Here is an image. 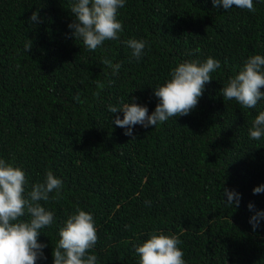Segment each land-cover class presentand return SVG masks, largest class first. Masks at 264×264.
Returning <instances> with one entry per match:
<instances>
[{
    "label": "trees",
    "instance_id": "16d2710c",
    "mask_svg": "<svg viewBox=\"0 0 264 264\" xmlns=\"http://www.w3.org/2000/svg\"><path fill=\"white\" fill-rule=\"evenodd\" d=\"M72 3L0 0V158L25 172V196L48 170L63 182L58 201L40 202L55 222L41 230L48 246L36 264H53L77 207L93 216L96 264H138L135 246L154 233L179 237L185 264H264V219L255 231L249 223L264 211V193L253 195L264 185V137L249 136L264 99L246 109L221 91L250 57L264 56V0H253L254 13L211 0H125L120 39L94 52L72 36ZM130 39L147 41L139 61ZM209 57L221 67L189 115L136 125L135 140L111 122L123 112L109 105L135 102L151 115L153 89L171 70ZM224 188L240 194L238 208L224 204Z\"/></svg>",
    "mask_w": 264,
    "mask_h": 264
},
{
    "label": "clouds",
    "instance_id": "9594fccd",
    "mask_svg": "<svg viewBox=\"0 0 264 264\" xmlns=\"http://www.w3.org/2000/svg\"><path fill=\"white\" fill-rule=\"evenodd\" d=\"M211 3L214 8L222 7L225 10L235 6L250 13L256 11L253 0H211ZM124 6L125 0H73L70 12L74 20L68 25L73 30L72 36L75 40H81L84 47L92 52L105 41L119 40L123 25L117 20V12ZM37 18L38 12H33L30 21H37ZM125 43L132 50V57L139 61L147 41L130 39ZM31 47L29 40L25 45V52H29ZM101 63L113 69V74L121 67L119 63L113 65L107 57ZM220 67V62L211 57L203 63H180L171 70L170 80L153 89L159 102L151 115L148 114L147 107L135 102L124 103L121 107L109 105L108 111L111 114L123 112V119L116 115L111 122L126 129L124 135L135 140L133 128L136 125L145 129L155 128L169 118L189 115L197 107L205 85L212 81L210 74ZM261 89H264V56L254 55L234 78L229 79L221 91L224 101L234 100L243 108L252 109L258 101L264 99V91ZM74 99L79 101V94ZM249 136L254 141L264 137V112H260L254 119ZM26 184L28 180L25 172L0 158V264H36L37 260L46 259L43 250L48 245L38 243V237L42 229L53 226L55 214L40 202L58 201L63 182L48 170L44 181L32 184L27 196ZM52 193L55 195L50 196ZM260 193H264V185L253 189V195ZM223 195L227 196V201H224L226 206L239 207V193L224 188ZM253 207L251 203L248 205L249 210ZM25 216L29 219H21ZM261 219H264V211H258L250 218L253 231L259 227ZM58 234V243L52 251L53 264H96L97 257L88 254L98 242L91 214L77 207ZM181 243L176 235L151 234L150 238L135 246L138 264H185L184 253L178 247Z\"/></svg>",
    "mask_w": 264,
    "mask_h": 264
}]
</instances>
